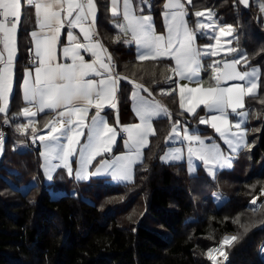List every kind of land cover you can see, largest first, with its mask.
Returning <instances> with one entry per match:
<instances>
[{"label": "trees", "instance_id": "16d2710c", "mask_svg": "<svg viewBox=\"0 0 264 264\" xmlns=\"http://www.w3.org/2000/svg\"><path fill=\"white\" fill-rule=\"evenodd\" d=\"M97 2L99 37L117 72L144 84L168 108L171 120H153L157 134L150 136L142 162L134 167L133 179L117 184L107 182L106 177L76 179L64 168L57 169L46 184L38 149H15L19 136L4 128L0 264H211L207 251L229 234L238 241L227 247L225 264H264L260 254L264 202L258 208L250 204L264 183V103H260L264 99V22L259 10L264 0H251L248 8L236 0H193L192 5L186 4L191 27L195 11L213 10L221 23L235 29L233 46L247 54L250 66L262 70L259 97L245 100L249 115L246 146L234 156L230 168L216 171L213 177L202 167L191 174L185 161L165 163L159 159L176 120L196 126L204 134L212 129L198 123L204 114L202 108L197 117L182 114L177 91L161 94V89L176 87L165 82L169 75L176 81L170 71L172 61H139L133 45L116 42L117 36L125 38L105 10L108 0ZM162 2L154 0L152 7L159 31L163 29ZM22 68L17 70V95ZM128 80L121 81L118 92L119 112L125 123L136 121ZM16 113L13 105L9 114ZM119 148L120 142L115 150ZM215 192L226 197L219 205L213 198Z\"/></svg>", "mask_w": 264, "mask_h": 264}, {"label": "snow or ice", "instance_id": "6c2138e0", "mask_svg": "<svg viewBox=\"0 0 264 264\" xmlns=\"http://www.w3.org/2000/svg\"><path fill=\"white\" fill-rule=\"evenodd\" d=\"M26 5L34 9L36 29L30 31L34 45L32 68H26L22 80V100L27 105L19 113L9 118L10 102L13 94L16 63L18 57V32L20 25L28 24L23 17L22 0H0V114L3 123L10 124L17 117L26 122L17 125V131L30 135L32 142H40L44 151V170L51 179V173L59 167L73 174V158L78 157V179H87L89 175L108 172L114 179L129 180L133 166L142 162L143 150L149 147V137L156 136L153 120L161 117L171 120V112L159 101L149 99L152 92L144 84L128 80L115 71L111 54L98 38L96 31L99 5L97 0H25ZM149 10L151 0H140ZM245 8L251 6L250 0H236ZM187 5L193 0H165L162 9L164 31L156 32L154 17L143 14L145 7L135 0H108L105 10L110 12L114 26L124 37L117 36V43H135L139 61L160 62L171 59L175 66L170 71L178 78L196 83V87L180 85L169 75L166 83H175L161 94L173 95L178 88V104L183 113L197 117V110L203 106L206 116H199L198 123L210 126L215 133L235 152L244 143L245 131L242 125L247 118L246 98L256 99L260 95L262 70L250 67L247 54L231 47L232 39L222 42V37H232L235 29L231 25L219 26L215 13L211 10L195 11L196 31L207 35L214 43L202 47L196 46V31L189 27ZM264 15V2L259 4ZM205 17L208 22L199 18ZM67 28L68 45H61L62 30ZM72 29H79L84 42H80ZM58 46L62 48L64 60L58 59ZM33 51V49H29ZM82 53H88L91 61ZM240 53L239 55H234ZM233 56L231 60H213L212 70L214 86L203 87L199 81L204 57L220 55ZM247 70L241 71L237 66ZM128 80L133 85L131 100L133 111L139 123L121 125L119 122V84ZM240 81L242 83H228ZM226 85V86H224ZM147 93L144 96L141 93ZM264 103V99L260 100ZM116 110L115 126L108 123L105 108ZM35 108V111H33ZM95 109L89 118V113ZM52 114L42 128L37 127L39 114ZM230 114L241 117L233 122ZM30 129V132H29ZM126 134L124 154L116 155L112 160H100L96 171L89 173L88 167L97 157L111 154L120 134ZM208 139H211L210 137ZM184 142L187 145L188 160L193 157L201 160L209 175H215L217 167H231V159L225 156L217 144H206L205 138L189 131L179 120L172 123L165 143ZM3 135L0 133V152L3 149ZM183 149H169L160 159L164 162L183 159ZM58 161L59 163H53ZM195 168L190 167V172ZM264 195V189H261ZM258 198L251 203L256 204ZM255 211V209L253 210ZM235 222H239V218ZM245 232L248 228L245 227ZM237 236H225L219 247L206 253L211 264H219L217 256L227 259L225 246L231 247L237 242Z\"/></svg>", "mask_w": 264, "mask_h": 264}, {"label": "crops", "instance_id": "0c3cea01", "mask_svg": "<svg viewBox=\"0 0 264 264\" xmlns=\"http://www.w3.org/2000/svg\"><path fill=\"white\" fill-rule=\"evenodd\" d=\"M153 1L154 0H151V3H152V5H153ZM164 2H165V0H163V2H162V4H161V10H160V15H161V13H162V9H163V4H164ZM185 2H186V0H185ZM250 2H251V0H250ZM135 3L136 4H139L141 7H145V12L143 13V14H151L152 15V13H153V11H152V8H151V10H149L148 8H147V6H145V5H142L141 3H140V0H135ZM241 6H243V5H241ZM244 7V6H243ZM245 8V7H244ZM22 13H23V17H22V20H23V18L24 17H26V18H28V24H23V22L21 23V25H20V29H19V32H18V57H17V63H16V72H15V79H14V87H13V94H12V97H11V102H10V108L14 105L15 107H16V109H17V113H19V111L23 108V107H25V106H27L24 102H23V100H22V80H23V78H24V72H25V69L26 68H32V67H34V65L33 64H28V62H27V57H28V55H32V56H34V45H33V43L31 42V37H30V35H29V33H30V31H32V30H35L36 29V25H35V14H34V9L33 8H30V7H28L27 5H26V2H25V0H22ZM153 16V15H152ZM154 17V16H153ZM97 18H98V15H97ZM161 19H162V25H163V18H162V15H161ZM187 19V18H186ZM215 20H216V22H220L219 20H218V18L216 17V15H215ZM262 20H263V22H264V15H262ZM188 21V20H187ZM154 22H155V19H154ZM188 25H189V23H188ZM155 27H156V25H155ZM189 27L190 28H194V26L193 27H191L190 25H189ZM67 31H68V29L67 28H65V29H63L62 30V35H61V45H63V46H67L68 45V40H67V36H66V33H67ZM72 31H73V33L77 36V38H78V40L80 41V42H84V40H83V36H82V34L79 32V29H72ZM96 31L98 32V29H97V24H96ZM164 31V27H163V29L162 30H157V28H156V32L158 33V34H160L161 32H163ZM98 38L100 39V37L98 36ZM125 39H130V37H124ZM233 40V39H232ZM104 45V44H103ZM131 45H133L134 46V48H135V52H136V56L138 57V51H137V47H136V45H135V43H131ZM105 46V45H104ZM29 49H33V51H29ZM109 52V51H108ZM57 54H58V59L60 60V62H67V63H70L71 61L70 60H64V58H63V55H62V48L60 47V46H58V49H57ZM84 56H85V59L86 60H88L89 62L91 61V59H92V57L90 56V54H88V53H82ZM234 58V56H230V57H228V58H224V59H222V60H225V59H227V60H231V59H233ZM171 60V59H170ZM172 61V63H173V66H175V62L173 61V60H171ZM19 66H23V68H22V76H21V81H20V84H19V89H18V95H17V86H16V77H17V70L19 69ZM241 71H244V70H247V69H245L244 67H243V65H238L237 66ZM117 68V67H116ZM118 73V72H117ZM206 74L207 73H203L202 75H201V73H200V75H199V81H200V83L203 85L204 84V82H203V79H205V77H206ZM212 74V73H211ZM213 75V74H212ZM175 76V75H174ZM175 79H176V81H178L179 82V84L181 85V84H187L189 87H196L197 86V84L196 83H189V81H187V80H183V79H180V78H178V77H176L175 76ZM208 79H209V81H210V84L211 85H209V86H214V81H213V79H212V76H210V77H208ZM122 81V80H121ZM121 81H120V83H121ZM229 84L230 83H242V82H240V81H230V82H228ZM120 85V84H119ZM206 85H203V87H205ZM224 86H226V85H224ZM206 88V87H205ZM132 90H133V85H132ZM132 90H131V92H132ZM177 92H178V88H177ZM142 95H144V96H148V94L147 93H144V92H142L141 93ZM16 96V98H14ZM149 99H155V100H157L155 97H148ZM14 99V100H13ZM15 101V102H14ZM158 101V100H157ZM14 102V103H13ZM161 104V103H160ZM162 105V104H161ZM201 108L204 110V114H206L207 113V110L206 109H204L203 108V106H201ZM131 110H132V112H133V114L135 115V113H134V111H133V101L131 100ZM33 111H35V108H33ZM198 111V110H197ZM9 112H10V110H9ZM94 112H95V109H92L91 111H90V113H89V118L91 117V115L92 114H94ZM16 113V114H17ZM104 114H106L107 115V119H108V123L110 124V125H113V126H115V115H116V110L115 109H111V108H108V107H106L105 108V113H102V115H104ZM187 114V113H186ZM203 114V115H204ZM187 115H189V114H187ZM202 115V116H203ZM207 115V114H206ZM11 114H9V118H11ZM135 117H136V115H135ZM36 119H37V121H38V123H37V127L38 128H42L43 127V125L45 124V123H47V121L48 120H50V119H52V114H39L37 117H36ZM26 121L22 118V117H17L15 120H13L11 123H10V125H9V129H11V130H13V132L17 135V136H19V138L16 140V142H15V145H14V147L16 146L17 148H18V150H24V149H27V148H32V145H31V136L30 135H23V134H21L19 131H17V125L18 124H20V123H25ZM119 122H120V124L121 125H128V124H133V123H139V119H138V117H136V121H134V122H128V123H125V122H122V120H121V116H120V112H119ZM2 123H3V114H0V125H2ZM209 127V126H208ZM212 129V128H211ZM189 131L190 132H193V133H198L199 135H201L202 136V138H205V143L206 144H211L210 142L212 141V140H215V137H214V139H213V137L212 136H210V135H208V134H211V133H208V134H204V133H201L200 131H199V128H197L196 126H190L189 125ZM29 132H30V129H29ZM211 138V139H208V138ZM123 138H126V134H123V133H121L120 134V136H118V138H117V143H116V145L113 147V152L111 153V154H105L103 157H97L96 158V160H94V161H100V160H112V159H114V157L116 156V155H121V154H124L126 151H127V149L124 147V140H123ZM150 138V137H149ZM120 142V145H121V147L119 148V150H115L116 149V147H117V145H118V143ZM37 143H38V151H39V154H40V158H41V161H44V158L41 156V153L44 151V149H43V147H42V145L40 144V142L39 141H37ZM179 143H184V142H179ZM178 142H177V144H179ZM174 144V142L173 143H167V145L169 146V145H173ZM224 147V146H223ZM239 147V146H238ZM237 147V148H238ZM225 148V147H224ZM16 149V148H15ZM241 149V148H240ZM121 150V151H120ZM225 150V149H224ZM236 150H238V149H236ZM117 151V152H116ZM239 151V150H238ZM237 151V152H238ZM118 152H120V153H118ZM143 152H144V150H143ZM236 152V153H237ZM118 153V154H117ZM233 153V152H232ZM236 153L233 155V157L236 155ZM143 158V157H142ZM75 161H78V157H74L73 158ZM182 161H185V160H182ZM201 161V160H200ZM173 162H177V161H173ZM186 162V161H185ZM53 163H59L58 161H53ZM187 164V163H186ZM188 167V166H187ZM199 167H201V166H198V168ZM59 168H64V167H59ZM59 168H57V169H59ZM56 169V170H57ZM42 170H43V168H42ZM56 170H55V172H56ZM189 171V170H188ZM196 173V172H195ZM191 174H194V173H191ZM103 177V176H102ZM104 177H106V176H104Z\"/></svg>", "mask_w": 264, "mask_h": 264}, {"label": "rangeland", "instance_id": "374dc122", "mask_svg": "<svg viewBox=\"0 0 264 264\" xmlns=\"http://www.w3.org/2000/svg\"><path fill=\"white\" fill-rule=\"evenodd\" d=\"M204 10H211V9H204ZM204 10H201V11H204ZM212 12H213V10H211ZM152 15L154 16V14L152 13ZM154 19H155V17H154ZM197 17H196V19H195V22H194V28H192L194 31H196V21H197ZM201 21H203V22H208L207 20H206V18L205 17H201V18H199ZM217 24L219 25V26H227V25H229V24H226V23H221V22H217ZM196 36H197V39H196V46L197 47H202L203 45H205V44H207V43H214V41H212V40H210V39H208V37H207V35H205L204 33H201V32H199V31H196ZM226 39H234V33H233V36L232 37H222L221 38V40H222V42L224 41V40H226ZM233 41V40H232ZM231 47H235V46H233V42H232V44L230 45ZM236 48V47H235ZM240 53H237V54H234V55H239ZM233 55V56H234ZM228 57H230V56H225V55H220V56H216V57H204L203 58V61H202V63H203V67H202V69H201V71H200V73H201V75L203 74V73H207L206 74V77H205V79H203V82H204V84L203 85H206L205 87H209V85H211L210 84V81H209V79H208V77H210V76H213L212 74H213V70H212V67H211V65H212V61L213 60H221L222 61V59H224V58H228ZM250 67H259V66H256V65H251ZM212 73V74H211ZM181 85H185V84H181ZM245 111H247L246 109H244ZM248 113V112H247ZM207 114V113H206ZM206 114H204L203 116H206ZM248 118H249V115H247V118L245 119V122H244V124L242 125V127H243V129H244V131H245V137H244V143L243 144H240L239 145V147L237 148L238 150H240V148H243V147H245L246 146V143H247V128H246V123H247V120H248ZM229 119L230 120H232L233 122H236V121H239L240 119H241V117H239V116H236L235 114H230V116H229ZM181 122V121H180ZM181 125L182 126H187L188 128H189V125L188 124H186V123H181ZM208 126V125H207ZM210 127V126H209ZM211 128V127H210ZM198 134V133H197ZM208 135H210V136H212L213 137V139H214V137H215V140H212L210 143L211 144H217V145H219V147H220V149H221V151L223 152V154L225 155V156H228V157H230V159H231V166H232V164H233V159H234V157H233V155L238 151V150H236L235 152H233L230 148H229V146L227 145V144H225L224 143V141L218 136V134L217 133H215V131L212 129V133L211 134H208ZM178 143H179V141H177ZM177 142H174V144L173 145H167L165 148H164V150H163V152L160 154V156H159V159H160V157L161 156H163L166 152H168L169 151V149L171 148V149H175V148H181V149H183L184 151H183V159H181V160H178V161H182V160H185L186 161V163H187V168H188V170H189V172H190V167L191 168H195V171L194 172H190V173H195L196 171H197V169H198V166H201L206 172H207V169H206V167H205V165H204V163L202 162V161H200L199 159H196L195 157H193L192 158V160H191V164L189 163V160H188V154H187V145H186V143H179V144H177ZM173 143V142H172ZM169 144V143H168ZM225 148H224V147ZM120 147H121V145H120ZM15 148L18 150V148L15 146ZM225 149V150H224ZM121 151V150H120ZM117 152V151H116ZM233 152V153H232ZM118 153H120V152H118ZM117 153V154H118ZM237 154V153H236ZM0 155H1V152H0ZM161 160V159H160ZM162 161V160H161ZM98 162L99 161H93L92 162V165H90L89 167H88V169H87V171L89 172V173H93V172H95L96 171V167H98L99 166V164H98ZM162 162H164V161H162ZM171 162H173V161H171ZM166 163V162H165ZM167 163H169V162H167ZM137 164V163H136ZM135 164V165H136ZM43 165H44V161H41V168H43V175H44V181H45V183L46 184H49L52 180H53V178H54V173H55V170L57 169H55L52 173H51V179H49L48 178V175L45 173V170H44V167H43ZM135 165L133 166V168H132V172H131V178L129 179V180H119V179H114L113 177H112V175L110 174V172H111V170H109L108 172H101L100 174H98V175H89L88 176V178L87 179H85V180H88V179H91V178H101L102 176L104 177V176H106V181L107 182H109V183H111V184H117V183H122V182H128V181H131L132 179H133V175H134V167H135ZM79 167H80V165H79V162L78 161H76V162H74L73 164H72V168H73V174H72V176L74 177V178H76V179H78L77 177H76V175H75V172H76V170H78L79 169ZM227 168H230V167H224V168H219V167H217L214 171L216 172V171H218V170H221V169H227ZM65 170H67L66 168H64ZM68 172V171H67ZM207 174H208V172H207ZM209 175V174H208ZM210 177H213L212 175H209ZM262 189H264V183H263V188ZM53 195H57L58 193H52ZM213 198H214V201H215V204L216 205H219V204H221L225 199H226V197L225 196H223L220 192H215L214 194H213ZM254 198H260L259 200H257V203L256 204H252L251 202H250V204L254 207V208H258L261 204H262V202H264V195H261V193L260 194H258L257 196H255ZM253 198V199H254ZM252 199V200H253ZM251 200V201H252ZM227 236H235L234 234H229V235H227ZM217 247H219V245L218 246H216V247H214V248H217ZM227 247L228 246H225V248H224V251L226 252V254H227V256H228V252H227ZM263 250H264V247H263ZM260 254H261V257L263 258V260H264V253L262 252V248L260 249ZM217 259L219 260V262H222L223 261V259H224V257L223 256H217ZM226 263V262H225ZM224 263V264H225Z\"/></svg>", "mask_w": 264, "mask_h": 264}, {"label": "built area", "instance_id": "2783aa9c", "mask_svg": "<svg viewBox=\"0 0 264 264\" xmlns=\"http://www.w3.org/2000/svg\"><path fill=\"white\" fill-rule=\"evenodd\" d=\"M32 59H33V56L32 55H28V57H27L28 64H32L31 63ZM115 71L117 72L116 64H115ZM9 125L10 124H4V123H2V125H1L0 133H2V135H3V141L6 138V134H5L4 128H8ZM31 145H32V148L33 149H38V143L37 142L36 143H33L32 140H31ZM227 259H228V256H227ZM227 259L226 260L223 259L222 262H219V260H218V262H219V264H224L227 261Z\"/></svg>", "mask_w": 264, "mask_h": 264}, {"label": "bare ground", "instance_id": "6f19581e", "mask_svg": "<svg viewBox=\"0 0 264 264\" xmlns=\"http://www.w3.org/2000/svg\"><path fill=\"white\" fill-rule=\"evenodd\" d=\"M259 199H260V198H258L257 200H259ZM263 247H264V244H263L262 247H261V248H262V252L264 253Z\"/></svg>", "mask_w": 264, "mask_h": 264}]
</instances>
